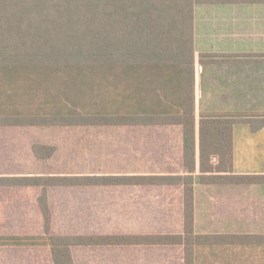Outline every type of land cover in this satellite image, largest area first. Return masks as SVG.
I'll list each match as a JSON object with an SVG mask.
<instances>
[{"label":"trees","instance_id":"1","mask_svg":"<svg viewBox=\"0 0 264 264\" xmlns=\"http://www.w3.org/2000/svg\"><path fill=\"white\" fill-rule=\"evenodd\" d=\"M196 1L0 0V127L179 125L185 172L0 176V187L39 188L42 219V233L0 235V246L45 245L52 264H74L77 246L179 245L183 264H198L204 248L232 249V264H249L241 258L264 248L261 233L201 234L193 228ZM230 116L200 117L198 181L264 183V175L231 171L232 127L254 123L245 114ZM256 123L253 128L264 119ZM32 151L48 158L54 147L33 144ZM213 155L219 157L215 166L208 163ZM139 185L181 186V233L52 232L49 188Z\"/></svg>","mask_w":264,"mask_h":264},{"label":"crops","instance_id":"2","mask_svg":"<svg viewBox=\"0 0 264 264\" xmlns=\"http://www.w3.org/2000/svg\"><path fill=\"white\" fill-rule=\"evenodd\" d=\"M193 40L194 231L264 234V183L202 184L197 177L202 114H245L255 125L264 119V0H197ZM254 124L232 127L235 174L264 175V124ZM29 127H0V176L185 173L179 125ZM33 144L54 152L37 158ZM218 161L213 155L208 163ZM38 193L37 187H0V235L42 233ZM48 204L52 232H182L179 185L51 187ZM72 256L74 264H183L179 245L77 246ZM0 264L52 261L45 245H14L0 246Z\"/></svg>","mask_w":264,"mask_h":264},{"label":"rangeland","instance_id":"3","mask_svg":"<svg viewBox=\"0 0 264 264\" xmlns=\"http://www.w3.org/2000/svg\"><path fill=\"white\" fill-rule=\"evenodd\" d=\"M29 128H33V127H29ZM223 249L224 248H204L202 250L203 251L202 257L198 259V264H232V254H236V251L232 252V249L231 250L226 249L224 251ZM250 249L251 248H249V250ZM253 250L255 251V254L250 256H243L241 260L249 264H264V248L258 247ZM240 264L243 263L240 262Z\"/></svg>","mask_w":264,"mask_h":264}]
</instances>
